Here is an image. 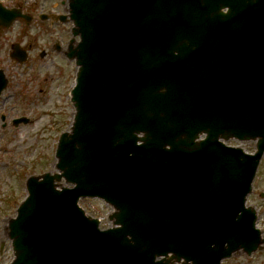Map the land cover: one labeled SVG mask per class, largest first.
Here are the masks:
<instances>
[{"label": "water", "instance_id": "water-1", "mask_svg": "<svg viewBox=\"0 0 264 264\" xmlns=\"http://www.w3.org/2000/svg\"><path fill=\"white\" fill-rule=\"evenodd\" d=\"M69 6L81 39L68 54L75 113L57 172L28 178L9 221L10 264H211L254 250L244 201L264 150V0ZM17 16L30 19L0 5V25ZM230 137L256 138L257 151L219 141ZM84 196L111 204L117 226L99 230L77 205Z\"/></svg>", "mask_w": 264, "mask_h": 264}, {"label": "rangeland", "instance_id": "rangeland-1", "mask_svg": "<svg viewBox=\"0 0 264 264\" xmlns=\"http://www.w3.org/2000/svg\"><path fill=\"white\" fill-rule=\"evenodd\" d=\"M1 1L8 7L20 6L33 15L48 12L50 8L59 12L65 9V5L61 4L64 0ZM37 22L46 23L48 20L41 21L36 16L32 24L23 25L25 21L17 19L8 30L0 32V68L5 70L9 78V84L0 97V264H8L12 258L7 222L9 217L15 215L17 204L26 194L25 179L31 174L54 170L58 135L69 128L73 114L68 95L75 73L72 62L64 59L56 65L50 61L54 54L40 58L37 53L32 59L30 56V61L23 66L10 62L12 43H21L33 54L42 45L43 38L48 37L39 35V25H35ZM36 71L39 79L31 75ZM57 75L60 76L57 78ZM21 115L29 116L30 122L12 126L11 118ZM251 145V142L243 143L245 149H250ZM247 202L257 208V225L264 235V159ZM80 204L88 214L100 218L101 227L109 225L107 215L110 207L104 202L84 198ZM224 264H264V246L251 258L239 251Z\"/></svg>", "mask_w": 264, "mask_h": 264}, {"label": "flooded vegetation", "instance_id": "flooded-vegetation-1", "mask_svg": "<svg viewBox=\"0 0 264 264\" xmlns=\"http://www.w3.org/2000/svg\"><path fill=\"white\" fill-rule=\"evenodd\" d=\"M38 25V28L40 29L39 35H45L48 37L43 38L42 45L39 46L35 53L32 54V51L26 49L29 57L31 56L30 59L34 58L36 53L40 58H44L48 54H54V58H52L50 61L56 65H59L58 62L65 59L63 55V48L67 46L68 40L70 38L68 28L61 27L63 24L56 23H40ZM34 35H36L35 32ZM30 59H28V61H30ZM59 76L60 75H57V78ZM63 77L65 76L63 75ZM36 78L39 79L38 76H36L35 79Z\"/></svg>", "mask_w": 264, "mask_h": 264}]
</instances>
